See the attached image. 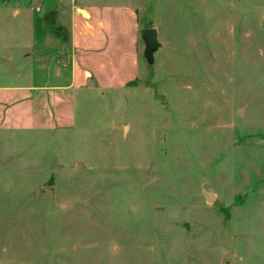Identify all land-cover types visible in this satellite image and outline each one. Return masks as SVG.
I'll list each match as a JSON object with an SVG mask.
<instances>
[{
	"label": "rangeland",
	"instance_id": "obj_1",
	"mask_svg": "<svg viewBox=\"0 0 264 264\" xmlns=\"http://www.w3.org/2000/svg\"><path fill=\"white\" fill-rule=\"evenodd\" d=\"M119 1L153 63L139 34L138 77L75 129L0 132V264H264V0Z\"/></svg>",
	"mask_w": 264,
	"mask_h": 264
},
{
	"label": "crops",
	"instance_id": "obj_2",
	"mask_svg": "<svg viewBox=\"0 0 264 264\" xmlns=\"http://www.w3.org/2000/svg\"><path fill=\"white\" fill-rule=\"evenodd\" d=\"M13 1L11 15L21 17L26 34H10L0 53L8 73L0 85V132H70L78 100L138 77L141 30L123 1ZM51 12L52 23L46 22Z\"/></svg>",
	"mask_w": 264,
	"mask_h": 264
},
{
	"label": "water",
	"instance_id": "obj_3",
	"mask_svg": "<svg viewBox=\"0 0 264 264\" xmlns=\"http://www.w3.org/2000/svg\"><path fill=\"white\" fill-rule=\"evenodd\" d=\"M261 24H264V20L261 22ZM157 36V29L153 27L144 28L140 31V38L144 44L143 57L148 64L153 63V55L160 47Z\"/></svg>",
	"mask_w": 264,
	"mask_h": 264
},
{
	"label": "trees",
	"instance_id": "obj_4",
	"mask_svg": "<svg viewBox=\"0 0 264 264\" xmlns=\"http://www.w3.org/2000/svg\"><path fill=\"white\" fill-rule=\"evenodd\" d=\"M54 14H55V12H51V13L47 14V15L45 16V20H46V22H50V23H52V20H53ZM54 29H55L56 34H58L59 36H61L64 40L66 39V35H65L66 32H65V30H64L63 28H61V27L58 26V25H55V26H54Z\"/></svg>",
	"mask_w": 264,
	"mask_h": 264
}]
</instances>
